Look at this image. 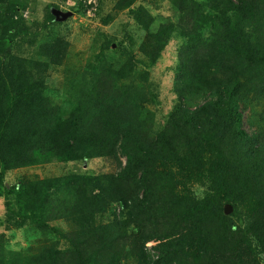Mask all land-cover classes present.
Instances as JSON below:
<instances>
[{"label":"trees","instance_id":"1","mask_svg":"<svg viewBox=\"0 0 264 264\" xmlns=\"http://www.w3.org/2000/svg\"><path fill=\"white\" fill-rule=\"evenodd\" d=\"M106 1L100 0L97 13L102 25L85 29L91 39L87 72L69 62L74 44L53 32L60 21L51 8L60 9V1L50 5L43 22L29 23L22 12L35 7V0H0V197H6L15 227L43 235L24 254L8 251L1 236L0 264H180L171 260L179 253L184 264H258L257 256L264 257V200L260 197L258 209L242 212L237 203L250 204L249 197L234 195L244 187L240 176L224 180L228 164L216 166L218 190L213 187L203 199L187 186L191 178L173 149L168 151L174 155L172 168L179 172L155 169L170 161L159 142L172 144L166 132L155 139L148 126L155 123L144 109L148 72L139 66L155 64L164 46L160 36L170 37L175 25L167 22L149 33L140 58L123 49L106 59L102 52L113 40L104 27L136 0ZM180 15V25L195 33H216L224 25L228 33L211 50L182 59L170 126L187 131L190 152L204 147V135L230 138L240 150L262 154L264 128L257 124L264 120V0H218L210 8L190 0ZM42 28L50 33L41 36ZM188 41L198 52L199 45ZM50 87L63 94L53 98ZM200 97L205 98L201 105ZM117 154L126 159L122 169ZM85 162L94 170L79 174L68 168ZM42 166L49 167L45 174L27 177V170ZM15 171L17 182L5 189V177ZM152 176L160 185L170 184L165 196L148 186ZM136 188L141 197L134 198ZM162 200L171 206L173 220L168 231L153 233L138 221L150 208L165 207ZM226 203L235 207L234 216L224 214ZM115 205L131 210L129 221ZM152 219L159 228L160 218ZM149 242L156 243L153 253L146 249Z\"/></svg>","mask_w":264,"mask_h":264},{"label":"rangeland","instance_id":"2","mask_svg":"<svg viewBox=\"0 0 264 264\" xmlns=\"http://www.w3.org/2000/svg\"><path fill=\"white\" fill-rule=\"evenodd\" d=\"M35 1L37 2L35 7L31 6L26 11L22 12L23 18L29 23L33 21L43 22L50 5L59 3L60 1V9L55 7L51 8L52 15L57 17L60 21L53 27V32L56 33L58 30V34L65 35L66 38L74 44V53H72L69 62L71 64L80 65L83 67V71L89 72L90 69L86 64V60L90 56L89 47L91 39L89 35H86L85 29L90 26L100 27L102 25L97 15L100 0H67L64 3L62 0ZM189 1L190 0H136L132 8L119 14L109 26L104 27L106 36L113 40V44L102 53L103 56L108 59L113 56L117 57V54L125 49L132 56L138 57L140 55V46L147 39L149 33H156L162 25L167 22L175 25V32L172 33L170 37L160 36L159 45L164 46H162L163 50L159 53L155 64L149 69H144L143 66H139L141 71L145 72L144 70H146L148 72L146 80L147 90L144 91L145 94H147V102L144 109L146 114L151 115L155 120V123L149 124L148 126L154 127L153 131H156L154 134L155 139H157L159 134L166 132L168 137L167 141L172 144L171 148H167L163 140L159 142V147L164 152L165 157L170 161L166 165H162L158 162L155 165V169L157 172L161 173L176 171L172 168L171 162L174 155L168 152L173 149V151L183 159L181 170H184L186 172L185 174L191 178L187 182V186L197 198L203 199L213 187L216 188V166L228 164L230 167H228V172L224 180L229 182L232 177L240 176L238 181L240 180L244 187H238L234 195L237 198L244 196L249 197L248 200L250 204L245 202L244 204L237 203V205H240L242 212L250 213V210L258 209L259 205L254 207L256 204H263L260 197L264 200V152L262 154L248 153V148L240 150L230 138L223 141L216 138L217 136L211 138L204 135L201 138L204 147L198 149V152H190L185 144L186 137L188 136L187 131L183 128L182 130L175 131V129L170 126V113L176 106L177 99V95L175 94L176 77L182 59L189 57L193 53L194 55H199L203 52L202 49L211 50L217 38H222L228 33L225 25L216 33L210 29H206L203 31V35L193 32L184 24L180 25L181 8L187 7ZM192 1L198 4H205L207 8L212 7L214 2H218V0ZM106 2H114V0H107ZM55 12L59 13L58 16L55 15ZM49 31L48 29L42 28L39 34H42L41 36L47 35L50 33ZM189 38L193 40L194 45H199L197 46V48H200L198 52H194V49L189 48ZM101 51L100 44L95 54L97 55ZM79 58L81 60H79ZM56 85L55 83L54 87ZM47 94L57 99L63 94V89L58 90L50 87ZM196 101L201 105L205 102V98L200 97ZM248 115V113L245 114V122L248 120ZM257 125L264 128V120H259V124ZM244 128L247 131H251L247 123H245ZM261 140L264 143V134L261 136ZM259 146L264 148V144H259ZM247 154L250 156L247 157ZM116 159L119 168L122 169L126 163L125 157L117 154ZM48 168L49 167L42 166L38 168V171L32 168L26 171V175L29 178H34L39 174H45ZM68 168L79 174L89 172L88 169L94 170V167L86 162L84 164L71 163L68 165ZM177 172L179 171L175 173ZM18 174V171L7 174L3 183L5 189H11V187H13L17 182ZM259 174L262 178L259 177ZM177 178L180 180L183 179L181 176ZM147 184L149 187L160 189L164 193V196L166 190L170 188V184L168 185L167 183L160 185L153 176L148 178ZM138 195L141 197L142 190L136 188L134 198H138ZM5 203L6 197H0V237L3 236L7 250L19 251L24 254L28 252V249L31 247L35 249L34 246H38L37 242L43 238V235L35 232L34 234L33 232L30 233L27 227H15V222L9 220ZM161 203L165 204V207L157 208L154 206L150 208L147 212L142 213V222L138 221L140 224L147 226L149 231L153 233L168 231V226L173 220L172 215L168 212L171 206H169L165 200H162ZM115 208L117 214H120L123 220L129 221V216L132 213L131 210L123 211L117 205H115ZM227 209H229V213H226ZM180 212L182 213L183 210L181 209ZM235 213V207H233L232 204L226 203L224 205V214L226 216H234ZM152 217L160 218L157 220L160 224L159 228L154 224V219H152ZM126 223L128 225V222ZM131 228V226L127 228L128 234ZM155 245V242H149L146 244V249L153 253L152 247ZM61 246L63 248V245ZM256 259L258 264H264V257L258 255ZM171 260L175 262L178 261L180 264H184L185 262L183 253L175 254ZM171 263L175 264L174 262ZM197 263L199 264L200 262Z\"/></svg>","mask_w":264,"mask_h":264},{"label":"water","instance_id":"3","mask_svg":"<svg viewBox=\"0 0 264 264\" xmlns=\"http://www.w3.org/2000/svg\"><path fill=\"white\" fill-rule=\"evenodd\" d=\"M58 12H55V15L58 16ZM226 213H229V209L226 210Z\"/></svg>","mask_w":264,"mask_h":264}]
</instances>
